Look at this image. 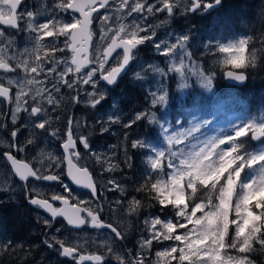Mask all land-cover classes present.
<instances>
[{
  "label": "snow or ice",
  "instance_id": "obj_1",
  "mask_svg": "<svg viewBox=\"0 0 264 264\" xmlns=\"http://www.w3.org/2000/svg\"><path fill=\"white\" fill-rule=\"evenodd\" d=\"M222 0H154L149 3V0H111V5L115 6L117 15L127 9L126 15L132 16L136 14H147L142 16L143 20L147 19L148 15L165 12L168 23L169 19L176 14V10H180V14L194 12L197 9H204L219 5ZM24 0H0V70H3L5 75L0 76V97L4 98L6 104L11 105L10 112L11 127L6 122H0V132H7L10 139L4 141L0 139V145H4L8 151L5 152V158L14 166V172L23 178L35 177L46 181H58L63 174L59 171L60 167L66 161V174L70 177L77 186H83L90 189L92 198L95 201V208H92L91 201L80 200L71 189L64 186V193L53 192L47 198L41 190L27 189L26 198L33 205H42L53 217L63 214L70 223L76 225H84L86 221L94 225L97 230L107 227L115 238L119 241L125 239V235L117 230L112 223H107L101 219V214L104 212V206L101 203L100 196L97 195V188L91 180L87 166L77 167L73 163L81 161V154L77 151V141L83 142L84 149H89L88 137L92 134L88 131V135L73 136V121L68 120L67 128L65 129L62 146L65 156L57 157L50 153L46 154L45 149L38 150V155L35 157L37 166L33 168L30 164L17 161L12 155L13 150L16 152H24L29 145H35L38 132L48 131L53 136H58L59 130L52 129L53 121L49 114V106L58 107L63 97L60 100L56 96L60 94L61 88L72 89L75 95L71 97L72 103H87L91 107L99 104L105 96L97 91V74L104 81L111 84L115 82L118 74L121 73L124 66L129 63L131 56L121 55L116 57L114 63L117 66L108 65L109 58L117 49L122 51H130L137 45H141L148 40H154L155 32L140 36L139 32H147V28H141L139 24H135V30L126 31L127 25H121L116 32H112L109 27L108 31H104L108 21L112 19L111 15H98L101 35V42L108 41L107 46L103 47L102 51H97L91 47L92 32L89 26L92 23V13H98V8L110 10V0H60L59 3L53 6L51 13L43 11L33 12L31 10H22L21 5ZM147 5V6H146ZM98 6V7H97ZM60 13H67L70 16L68 21L60 17ZM82 18H77L76 14ZM50 15L52 18L45 22L38 23V16ZM59 17V18H58ZM23 25V27H22ZM150 27V25H149ZM10 32L14 34H9ZM109 32L112 35L109 36ZM25 33V40L32 42L31 47H24L22 50L16 46V36ZM124 35H121V34ZM63 36V46L56 47L59 42V37ZM45 37H54L51 41L53 51L64 52L70 50L71 63L68 60H57L54 56L47 58L41 62L40 50L45 46L41 42ZM251 39V37H249ZM190 40V35H177L172 42L160 41L154 46L164 55L170 57L177 56V53H182L177 57L176 62L171 64V69L179 73L181 77L185 74H195L202 78V83L209 88L213 87V78L215 71L211 69L205 73L201 65H195L196 71H193V65L185 63V59H191V53L187 51V44ZM248 40L239 39L237 42L229 43L226 46H221L219 51L229 53V57L223 60L224 65H232L234 69H241L248 66H255V53L253 59L246 64L243 56L244 46ZM97 47H101L98 45ZM208 47V45L206 46ZM32 58V66L29 64V59ZM91 57V58H90ZM122 58V63L120 59ZM44 63H49L51 67L45 68ZM60 64L64 65L63 70L57 72ZM90 65H92L90 67ZM74 66V68H73ZM87 68V71H82ZM22 70L25 74L23 77H9L6 74L16 73L17 70ZM44 73V79H37ZM52 73L56 76L52 79L51 88L47 86V80ZM67 73H73L71 80L66 79ZM227 77L234 78L236 81H244L246 75L243 72L239 74L233 70H225ZM35 74V75H32ZM6 80L7 86L4 81ZM30 85H37L34 89H28ZM91 88L87 91L84 86ZM186 85L182 82L180 87ZM16 88L15 94H12V88ZM31 91V95L29 94ZM86 96V100L81 101L80 96ZM167 92H163L156 97H153L151 103L153 105H165L167 103ZM27 97V99L25 98ZM29 101H32L30 104ZM27 113L31 121L35 116L42 115L45 118L38 120L34 124L20 125L16 127L19 120V113ZM5 118L9 113L3 114ZM146 119L150 122L156 121V113L154 111L140 112L136 114L134 120H130L125 128H132L137 122ZM119 119L113 120H97L96 124L101 125V133L109 130L110 123H119ZM24 127L30 128L29 136L23 143L17 142L18 134ZM88 130L87 121H77V131L80 128ZM197 128H192L187 131L180 132L177 135L168 137L171 148L167 155L160 153L155 159H150L149 164L155 170L162 172V161H166V166L169 170L175 169L171 173V182L157 180L150 186L144 182L135 188L136 191L154 192L152 199L160 206V211L163 212L169 205L173 207L175 216L178 218L174 223L169 217L167 220L161 217H149L143 221L146 229L149 231L147 238L141 237L139 247L141 249H150L154 240H174L182 243V246H170L165 251L156 253L157 257H164L169 260H178L179 264H254V261L249 258V253L257 250L264 252V175L251 180V182H241V174L247 167H252L264 161V155H259L246 159L244 155L239 153L238 147H231L230 151L223 150L217 152L216 149L225 143V139L219 141L208 140L204 143H193L190 138ZM247 132H251L254 137L259 138L264 136V126L249 124L235 132V137H245ZM128 133H125L127 138ZM228 141L235 143L232 136L226 137ZM188 141L191 150L179 148L174 150L175 146L181 145L184 141ZM131 149H143L145 147L142 139L132 140L130 143ZM198 149V150H197ZM88 156L94 158L95 161L102 166V171L114 172L117 170L131 169L133 162L131 155L127 149L124 152L123 168L120 163L109 164L107 168L103 165L108 163L110 157L108 155L101 156L100 153L88 151ZM213 156H218L219 160H213ZM48 160V164L43 163V159ZM178 161V164L174 163ZM235 165V167H233ZM264 167V163L260 164ZM231 169V171H229ZM228 175L224 177V173ZM146 176V180L150 177ZM185 178L186 181H185ZM221 179H225V184L220 185L217 190V185ZM182 181H185L187 187L191 189V194L187 197L192 201L191 212H188V203H186V192ZM197 184L207 189L211 185V190L207 193L206 203L197 202L200 197L197 196ZM239 184V191L237 185ZM63 186V185H62ZM103 191L119 192L121 196H125L128 189L122 185L117 179L108 180L107 185L103 186ZM218 192L219 203L213 202V193ZM195 198V199H193ZM70 199L76 200L75 204L70 203ZM233 199H235V207H233ZM52 201L51 203L49 201ZM62 201L63 207H55L54 203ZM123 203L121 200H116L115 205L119 206ZM149 208L153 205H147ZM143 207L142 201L132 196L127 201L126 211L129 215H139ZM207 209V211H205ZM109 210H113V205L109 204ZM201 212L203 215L197 216ZM83 213L84 215H81ZM234 213V218L233 217ZM225 217H227V227L225 228ZM42 222L47 229L51 227L52 221H47L42 218H37ZM184 220L187 224H192L193 227L184 232L183 235L174 234L177 227L185 228L186 224L181 223ZM212 223H209V220ZM161 229H157V226ZM234 226V228H232ZM230 228L232 229L231 238H229ZM46 239L44 242L50 248L56 250L61 256L69 257L73 260L77 259L78 245L68 246L65 240L58 238L54 234H48L46 231ZM59 245V248L56 246ZM259 245V249L255 247ZM101 246L105 247L106 255H92L89 257L79 256L80 261L85 259L94 260L98 264L111 256L116 264H144L146 257L140 252L133 255L131 249H125L123 253L115 251L107 241H101ZM8 245H5L7 248ZM235 250L236 255L230 254L227 250ZM177 252L179 255L177 256Z\"/></svg>",
  "mask_w": 264,
  "mask_h": 264
},
{
  "label": "rangeland",
  "instance_id": "obj_2",
  "mask_svg": "<svg viewBox=\"0 0 264 264\" xmlns=\"http://www.w3.org/2000/svg\"><path fill=\"white\" fill-rule=\"evenodd\" d=\"M229 1L231 0H222L223 6L229 3ZM59 2L60 0H24V6L22 10H31L33 12L43 11L45 13H51V15H55V12H52V9L53 6ZM152 2H154V0L150 3ZM189 2H191V0H189ZM246 2L251 3V5L254 6L255 9H257L258 13L264 16V0H246ZM206 11L207 9H205V12ZM126 12L127 9L117 15L114 6L109 11L99 13L98 15L109 14L112 17V19L108 21L107 25L105 26L104 31L107 32L108 28L110 27L112 29V32H116L121 25H127L128 27L126 31H131L135 30V24H139L141 28L148 29L147 32H139L140 36L149 34L154 31V40H148L145 41V43L141 44L142 51L146 52L149 57H138V54L135 55L134 65L130 70L126 80L124 81V83L129 82V85L127 83L124 85L121 84L120 89L117 91H110V89H108V87H106L102 83L99 74H97L95 78L98 85L97 91L101 92L105 96V99L101 101L103 106H95L93 108L91 107V105L85 103L87 106H90L91 111L96 114L94 123L89 122L87 117H83V114L80 117H76L75 119L76 131L77 121H87L90 130H96L97 144L93 147L92 152L100 153L102 157L105 154L110 157L108 163L104 164L103 167L107 168L109 164L114 163H120V165H123L122 161L124 158V152L125 149H127L126 147H128L127 140L131 138V143L132 140L142 139L145 144V147L141 149L145 155L141 162L143 167L145 165L151 172H157L158 176L156 181L164 180L166 182H171V173L174 172L175 169L169 170L166 166V161H162V172L160 170L153 169L149 164V160L157 158L160 153L163 152L167 155L169 149L171 148L168 137L177 135L180 132L187 131L192 128H197L198 130L194 132L193 137L190 138L193 143H204L208 140L213 139L215 141L225 139V143L223 145H220L216 149L217 152L221 150L228 152L230 151L231 147L239 148V144H241L240 140H247L249 137L252 140L254 135H252L251 132H247L245 137H235V132L249 124L264 126V110H260L253 115L241 112V104L245 103V101L238 97L237 91L235 92V90H237L235 87L227 89V86L229 87L230 82L227 81L224 71L234 70L238 72H252L253 68L257 65L260 59L261 51L258 49L250 51L247 49V44L244 46L243 56L245 58L246 64H248L253 59V53H255V66L253 67L248 66L241 69H234L232 65H224L222 63L223 60L227 59L230 54L220 52L219 49L221 46H226L229 43L237 42L239 39L248 40L249 37L246 35L239 36L238 39L233 37H225L222 32L223 29L220 28V25L224 26L222 17H220L221 7L217 12H209V14L207 15H203L202 12L195 14L193 12L180 14V10L177 9L176 14L169 19L168 23H164V21L167 20V14L165 12L156 13L155 15H148L146 20L142 19V16L147 15L146 13H134L132 16H128L126 15ZM59 16L63 17L65 21H68L70 19V16L67 13H60ZM51 18L52 17L50 15H40L38 16L37 22H45L47 20H50ZM95 21V34L99 38L101 35V29L97 17ZM112 32H109V36L112 35ZM9 34L14 33L10 32ZM186 34L190 35V40L187 44V51L191 53V59L189 60L186 58L185 63L193 65V71L197 70L195 68V65H201L202 70L205 73H207L210 69L212 71H215L216 74L213 78V87L210 90L202 83L201 77L195 74H185L184 77H181L179 73L172 71L171 64L173 62H176L177 57H179L182 53H177V56L170 57L168 55L161 54L157 50V47L154 46L160 41L172 42L171 40H174L177 35L183 36ZM25 35V33H21L20 35L16 36V46L20 50H22L26 46H32V42L25 40ZM121 35L124 34L122 33ZM47 38H49L48 40L50 41L55 39L54 37H45V39ZM48 40H46V42ZM107 43L108 41L101 42L99 40L96 44L97 51H102L103 47H105ZM98 45H101V47H97ZM207 45L208 47H206ZM65 53H68V50H66ZM39 55L41 56V61L43 62V56L40 53ZM153 56L157 58H153ZM27 59H29L30 66H32V58L29 56L27 57ZM105 67L106 69H108L109 63ZM21 72L22 73L17 77H23L25 75L22 70ZM66 75H68L66 77H68L69 80L73 78V73H67ZM182 82L186 85L183 88L180 87V84ZM221 84L225 85V91H221ZM35 87H37V85H30L26 90L34 89ZM246 90V88L242 89L243 92H246ZM89 91H91V88H89ZM144 91L146 93L145 106H138L134 103L135 99L130 95L128 96V92L138 94L139 92L143 93ZM165 91L168 94L167 103L165 105H153L151 103L153 97H156ZM242 91L241 93H243ZM111 93H114V95H111ZM29 94L31 95V91H29ZM148 94L150 96H148ZM25 98L27 99V97ZM228 99L233 100L231 103H228ZM235 103H239L240 106L234 108ZM125 106H128V111L123 108ZM7 109V104L5 102H0V122H6L8 126L11 127L10 113L6 118L3 115L4 113H6ZM149 110L156 113V121L154 123L146 119H142L129 130L125 128V125L127 123L122 124L124 120L123 111H125L126 114L133 116V118L131 117L129 119L130 121L135 119L136 114L140 112H147ZM209 115H211V118L208 119L207 117ZM44 118V116L42 118H33L30 121L27 113L22 111L21 113H19V120L16 127H20V125L34 124L36 123V121L43 120ZM109 118H112L113 120L118 118L120 122L110 123L108 125L109 130L101 133V125L96 124V121H106ZM142 126L145 129L144 132H140V128ZM82 130L85 129L81 127L77 132H80ZM37 132L38 137L35 145H29L24 152H18L19 157L24 160H28L35 167L37 166L35 157L38 155V150L40 149H45L46 154L50 153L54 156L60 157V155L56 152V149L52 148L53 145L51 144V141L53 135H51L48 131H40L38 129ZM126 132L128 133L127 138H125ZM29 133V127L22 128L20 133L18 134L17 142L23 143L24 140L29 136ZM122 133L124 134V140L120 138ZM229 136L233 137L235 143H232L231 141H228L226 139V137ZM0 139L8 141L10 137L7 132H0ZM119 143L120 145H118ZM179 148L191 150V147L187 140L184 141L183 144L175 146L174 150H178ZM7 151L8 149L4 145H0V202H12V205H19L20 201L22 199H25L27 195V189L29 188L43 191V198H46V196H50L57 190L65 189L64 186L72 189L70 187L71 184L67 179L60 185L43 182L30 183L28 184V186H21L20 182L17 179H11V167L3 156V154ZM130 154L131 150L129 151V155ZM240 154L244 155L246 159L264 155V136L252 150L248 152H241ZM85 159V161L93 168L96 164L101 165L97 163L94 158L89 157L88 153L86 154ZM212 159L219 160V157L213 156ZM43 163L47 165L49 162L46 158H44ZM174 163L178 164V161H175ZM261 163H264V161L255 164L252 167H246L243 171L244 173L242 172L241 174V182H251L252 179L257 178L260 175H264V167L260 165ZM233 167H235V165H233ZM59 171L63 172V165L60 167ZM229 171H231V169H229ZM104 175L105 174L101 175V180L105 179ZM227 175L228 173L225 172L224 177H226ZM111 179H116V177H113ZM186 179L187 178H185V181ZM118 181L122 185H125L123 182L124 180ZM185 181H182V183L186 192L185 202L189 205L188 212L190 213L192 208V201L188 200L187 197L191 194V189L187 187ZM225 182V179H221L220 184L217 185V190L219 189L220 185L225 184ZM198 185L199 184H197V191L199 190ZM210 190L211 185H209L207 189L204 188V190H202L200 194L201 198L197 200V202L206 203L207 193ZM239 190L240 189L238 184L237 191ZM75 195L80 200L91 201L92 208H95V202L85 194L75 193ZM104 198L105 201L102 198V204L104 206V211L106 212V214L112 213L115 217L118 218L117 221L119 222V228L125 235V241H127V244L137 246L135 249L134 247L131 248L133 255H135L137 252H140L142 256L146 257V259L144 260V264H179L178 260H169L164 257H157L156 253L165 251L170 246H176L177 248H179L182 246L181 242L161 239L159 241L154 240L150 249H141L139 247V241L141 237L143 236L144 238H147L149 235V231L143 224V221L145 219L159 215L161 219L167 220L169 217H171L174 223L177 221L178 218L175 216V212L171 205L164 209L163 212L160 211V206H158V212L154 214L149 213L146 217L142 214V217V215H129L126 209L123 210L121 206L115 207L113 204V210L110 211V202H108V200L111 197L109 195V192H106ZM125 200L126 201L124 208H126L129 198ZM213 202L219 203L218 192L213 193ZM235 203L236 201L235 199H233V207H235ZM141 210L143 211L142 208ZM205 211H207V209H205ZM201 215H203V213H197L198 217ZM34 217L36 219L39 217L47 221H52L42 212H38V210L34 211ZM232 218H234V213ZM37 222L46 228V226L42 222H39L38 219ZM180 222L185 223L186 227H177L174 234L183 235L184 232L193 227L192 224H187V222L182 219L180 220ZM212 222L213 221L210 219L209 223ZM226 227L227 217H225V228ZM232 228H234V226H232ZM157 229H161V226L158 225ZM47 232L48 234H54L58 238L65 240V243L68 246H71L73 244L78 245L77 251H79L81 254H98L105 256V247L101 246V241H107L111 245L113 250L120 251L121 253H123L126 249L123 243H120L115 238V236L111 235L108 232L93 231L88 228L84 231L77 232L70 230L62 221H57L56 223L53 222L51 224V227L47 229ZM135 233L136 235L138 233V236H136ZM231 235L232 229L230 228L229 238H231ZM42 238L44 240L47 238L46 233L42 235ZM45 244L46 243L44 242V245ZM56 247L59 248V245H57ZM255 247L259 249V245H255ZM50 249L53 250L52 248ZM227 251L232 255H236L235 250L228 249ZM176 255L178 256L179 252H177ZM248 255L250 259H253L254 257L260 258L261 261L264 262V252L262 251L257 250L256 252L249 253ZM40 257L43 260H46L47 258L51 259L50 262H52L53 264H70L67 261H62L60 253L56 250L49 251L45 250V248L42 247ZM105 261L107 264H116V262L110 255L107 256ZM73 264H75V262ZM185 264H188V262H185ZM254 264L258 263L254 261Z\"/></svg>",
  "mask_w": 264,
  "mask_h": 264
},
{
  "label": "trees",
  "instance_id": "obj_3",
  "mask_svg": "<svg viewBox=\"0 0 264 264\" xmlns=\"http://www.w3.org/2000/svg\"><path fill=\"white\" fill-rule=\"evenodd\" d=\"M220 14L224 24V26L220 25V28L223 29L222 32L225 37L238 38L246 35L251 37V39H248L247 49L250 51L258 49L261 51L257 65L252 72L247 73V82L242 86H236L232 83H230L229 87L227 86V89L235 87L238 97L245 101V103L241 104V112L249 115L256 114L260 110H264V16L259 14L257 9L251 3H247L246 0H231L224 6L222 4ZM220 86L221 91H225V85L221 84ZM243 88L247 89L246 92L242 91ZM139 95L140 92L138 94H130L135 99V104L144 106L145 103L140 99L141 96L139 97ZM232 100L228 99V103H231ZM238 106H240L239 103L234 104V108ZM240 141L239 153L248 152L255 146L250 137L247 140ZM130 150L132 162H134L128 173L133 174L131 188L137 198L142 201V205L150 200L149 204L153 205V207L151 210H146V213L149 211L157 212V202L152 199L153 192H148L147 190L136 191L135 188L144 182L150 186L154 183V177L158 176V174L151 172L145 165L143 168L141 162L145 155L141 149ZM149 175L151 176L146 180V176ZM150 179L152 183L149 181ZM198 188L197 196L200 197L204 188L201 185H198ZM12 204V202H0V264H53L50 262L51 259L43 260L40 257L42 247L45 250L53 251L48 245H44V239L42 238L47 229L37 222L25 199L20 201V206ZM145 208L146 206L143 207V209ZM136 236H138V233ZM5 245H8V247L5 248ZM252 260L258 264H264L260 258L254 257Z\"/></svg>",
  "mask_w": 264,
  "mask_h": 264
},
{
  "label": "flooded vegetation",
  "instance_id": "obj_4",
  "mask_svg": "<svg viewBox=\"0 0 264 264\" xmlns=\"http://www.w3.org/2000/svg\"><path fill=\"white\" fill-rule=\"evenodd\" d=\"M151 1H153V0H149V3L151 2ZM222 4H223V2H221V5L220 6H218V7H214V8H207V11L205 12V9L203 8V6L201 7V9H197L195 12H193L194 14L195 13H200V12H202V14L203 15H207V14H209V12H211V13H215V12H217L218 10H219V8L222 6ZM23 6H24V3L21 5V9L23 8ZM98 7V6H97ZM114 6L113 5H111V3H110V10L113 8ZM104 11H109V10H106V9H104V8H98V13H94V15H93V20H92V24H91V27H90V31L92 32V42H91V47L89 48V52H91L92 51V49L93 48H96V44H97V42L100 40L97 36H96V34H95V29H96V17H97V15L99 14V13H101V12H104ZM76 16H77V18H81L80 17V15L79 14H76ZM23 26V25H22ZM63 38L64 37H59L58 39H59V42L57 43V45H56V47H62L63 46ZM49 38H47V39H45L44 38V40H43V42H42V44L43 45H45L41 50H40V54L43 56V62H44V60H45V53H47L48 54V57L47 58H52L53 56L57 59V60H65V59H67L68 60V63L70 64L71 63V53H70V50H68V53H65V51L67 50H65L64 52H59V51H53V48H52V44H51V41L50 40H48ZM46 40H48L47 42H46ZM107 46V44L105 45V47ZM136 54H138V57H141V56H145V57H149L148 55H147V53L146 52H143L142 51V45H138V47L134 50V52L132 53V58H133V60H132V64H131V68H130V70L132 69V67H133V65H134V61H135V55ZM140 54V55H139ZM121 55V57H122V55H125V51H122V49H120V50H117L115 53H114V55L109 59V61H108V63H109V65H111V66H117V64H115L114 63V60L116 59V57H118V56H120ZM91 58V57H90ZM153 58H157V57H155V56H153ZM42 62V61H41ZM42 62V63H43ZM120 63H122V58L120 59ZM51 65L49 64V63H44V67L47 69V68H49ZM92 65H90V67H91ZM74 67V66H73ZM63 68H64V65L63 64H60L59 66H58V68H57V72H59V71H61V70H63ZM88 69L87 68H85V69H83L82 71H87ZM130 70H129V72H130ZM129 72H128V74L126 75V76H124L123 78H121V80H120V82L117 84V86L116 87H109L107 84H104L103 82V84L106 86V87H108V89H110V91H117V90H119L120 89V87H121V84H128L129 85V82H125L124 83V81L126 80V78H127V76L129 75ZM22 72H21V70H17V72L16 73H8V74H6L7 76H9V77H11V76H13V77H17L18 75H20ZM3 75H5L3 72H0V76H3ZM44 76H45V74L44 73H41V75L39 76V77H37V78H39V79H41V80H43L44 79ZM56 76V73H52L51 74V76L48 78V80H47V86L48 87H51V82H52V79L54 78ZM66 76H68V75H66ZM70 77V76H69ZM66 79H68V77H65ZM101 81H102V77H101ZM4 84H5V86H7V83H6V81H4ZM84 88L87 90V91H89V87L88 86H84ZM15 92H16V88L15 87H13L12 88V94H15ZM131 93L130 92H128V96L130 95ZM73 95H75V93L73 92V90L72 89H67V88H61V91H60V94L58 95V96H56V99H58V100H60L61 99V97H63V99L61 100V102H60V104H59V106L58 107H53V106H49V114H50V117H51V119H52V121H53V124H52V129H58L59 130V135L58 136H52V141H51V144L53 145V147L52 148H54V149H56V152L60 155V157L61 156H65L66 155V153L64 152V149H63V146H62V140L64 139V133H65V129L67 128V126H68V124H67V122H68V120L69 119H71L72 121H73V136H74V138L77 136V135H88V130L92 133L89 137H88V139H89V149H84V147H83V142H79V141H77V151H79L80 152V154H81V161H76L75 159H74V161L73 162H75L79 167H82V166H87L88 167V170H89V172L92 174V176H93V178H94V180H95V183H96V185H97V195L98 196H100V199H101V203H102V198H103V200L105 201V198H104V195L106 194V191H103V186L104 185H107V183H108V180L109 179H111V178H113V177H116V179L117 180H124L123 182H124V184H125V186L127 187V189H128V192H127V194L125 195V196H122V198H121V195L119 194V192H109V195H110V199L108 200V202H110L111 204H113L115 207H117V205H115L114 204V202L116 201V200H121V201H123L124 202V204L122 203L121 205H119V206H121L122 208H123V210H125L126 208H124V205H125V199H127V198H131L132 196H135L136 198H137V196L134 194V191L132 190V188H131V185H132V182H131V178L133 177V174H128L129 173V170L130 169H124L122 172L120 171V170H117V171H114V172H107V171H102V166L101 165H98V164H96L95 165V167L93 168V167H91L85 160V157H86V154L88 153V151L90 150L91 152H92V149H93V147L94 146H96V144H97V139H96V135H97V132H96V130L95 131H92V130H90V128H88V130H82V131H80V132H77L76 131V126H75V119H76V117H80L82 114H83V117H87L88 118V121L89 122H95V118H96V114H94L93 113V111H91V107L90 106H87L85 103H76V104H74V103H72V100H71V97L73 96ZM111 95H114V93H111ZM142 98H141V97ZM148 96H150L149 94H148ZM139 97H140V99L142 100V101H144V106L146 105V93H145V91L142 93V92H140V95H139ZM144 98V99H143ZM80 99H81V101H84V100H86V96H84L83 94H81V96H80ZM0 102H5L4 101V99L3 98H0ZM29 103L31 104L32 103V101H29ZM97 107L98 106H103V104L100 102L99 104H97L96 105ZM7 110H6V112L7 113H10L11 112V108H12V106L11 105H8L7 104ZM123 108H125L127 111H128V106H125V107H123ZM122 112V111H121ZM123 122H122V124H126V123H128L129 122V119L132 117L133 118V116L132 115H129V114H126L125 113V111H123ZM43 116L42 115H37V116H35L34 118H42ZM142 124V123H141ZM144 124V123H143ZM131 129V128H130ZM129 130V129H128ZM124 132V131H123ZM140 132H144V128H140ZM120 138L122 139V140H124V134L122 133V135L120 136ZM130 140H131V138H129L128 140H127V144H128V147H126L127 148V150H128V154H129V151H130ZM118 145H120V143L118 144ZM12 155L14 156V158H16L17 160H19V161H21V162H26V163H28V164H30L33 168H35V166L32 164V163H30L28 160H24V159H22L21 157H19V155H18V152H16L15 150H13V152H12ZM3 156H4V158H5V153L3 154ZM6 159V158H5ZM6 161H7V159H6ZM7 163H9L8 161H7ZM133 164H134V162H133ZM10 165V164H9ZM65 165H66V161L64 162V164H63V174L61 175V177H60V179L58 180V181H55V182H52V183H50V182H47V181H45V180H41V179H35V178H29V179H27V181H21V180H19L15 175H13L12 174V176H11V179L13 180V179H17L19 182H20V185L21 186H28V184H30V183H43V182H47V183H49V184H54V185H60V184H62L63 183V181H65L66 179H67V177H66V172H67V170H66V167H65ZM123 165L121 164V167H122ZM11 167V166H10ZM123 168V167H122ZM144 168V167H143ZM11 169V171H12V173H13V170H12V167L10 168ZM153 172H156V171H153ZM127 173V174H126ZM157 173V172H156ZM102 174H105L104 175V180H101V175ZM156 179H157V176H155L154 177V181L153 182H155L156 181ZM149 181H151V179L149 180ZM151 183H152V181H151ZM150 183V184H151ZM72 189H71V191H72V193H78V194H85L87 197H89L91 200H93V198H92V193L91 192H88V191H85V190H79V189H76V188H74L72 185L70 186ZM27 189V188H26ZM64 191H65V189H62V190H57L56 191V193H64ZM153 194H155L154 192H153ZM48 196H46V198H47ZM138 199V198H137ZM25 200H26V203H28V199L25 197ZM51 201V200H50ZM94 201V200H93ZM149 201L150 200H148L147 202H145V203H143V207L144 206H146V208H147V211L148 210H151L152 209V207L151 208H149L147 205H149ZM70 202H71V204H75L76 203V200H72V199H70ZM95 202V201H94ZM20 206V205H19ZM27 206H28V204H27ZM54 206L55 207H61L62 206V204L59 202V201H57V202H55L54 203ZM158 204H157V212H158ZM28 207H30L29 209H31L32 210V213L34 214V211H37L38 210V212H42L43 214H44V212L41 210V208L39 207V206H34V207H32V206H28ZM143 207H142V209H143ZM146 208L145 209H143V211L141 210L140 211V213H139V215H144L145 217L149 214V213H152V214H154V213H156V211L155 212H153V211H149V212H147L146 213ZM94 209V208H93ZM156 209V208H155ZM146 213V214H145ZM84 215V214H83ZM143 215H142V217H143ZM46 216V215H45ZM46 217H48V218H50L51 220H52V222H54V223H56L57 221H62L63 223H64V221H63V219H60V218H58V219H56V220H54L52 217H50V216H46ZM101 219L103 220V221H105V222H107V223H112L113 224V226L114 227H116L121 233H122V231L120 230V228H119V222L117 221V217H115L112 213H110V214H106V212L104 211L102 214H101ZM65 224V223H64ZM91 223L90 222H88L87 221V227L85 228V229H83V230H80V231H84V230H86L87 228L88 229H90V227H89V225H90ZM71 230V229H70ZM91 230V229H90ZM73 231H75V230H73ZM93 231H100V232H108V233H110L111 235H113L114 236V234H112L111 232H110V230H93ZM77 232H79V231H77ZM123 234V233H122ZM119 241V240H118ZM120 243H123L124 244V246H125V248L126 249H131V248H133L134 247V249L137 247V246H134V245H131V244H127V241H125V239L123 240V241H119ZM46 245H48V244H46ZM132 250V249H131ZM80 253V252H79ZM81 254V253H80ZM77 259H78V255H77ZM76 259V260H77ZM76 260H72L71 262H69V261H67V262H69L70 264H73L74 262H75V264H76ZM104 264H107L106 263V261L104 262Z\"/></svg>",
  "mask_w": 264,
  "mask_h": 264
},
{
  "label": "water",
  "instance_id": "obj_5",
  "mask_svg": "<svg viewBox=\"0 0 264 264\" xmlns=\"http://www.w3.org/2000/svg\"><path fill=\"white\" fill-rule=\"evenodd\" d=\"M110 3H111V0H110ZM220 5V4H219ZM219 5H215L214 7H217V6H219ZM214 7H211V8H214ZM210 9V8H209ZM195 12V11H194ZM78 14V13H77ZM93 15H94V13H92V17H93ZM82 18V17H81ZM92 24V23H91ZM90 27H91V25L89 26V30H90ZM91 42H92V40H91ZM138 47V45L134 48V49H131L130 51H125V55H128V56H131V59L129 60V63L127 64V65H125L124 66V68H123V70L121 71V73H119L118 74V77H117V79L115 80V82H113V83H111V84H109V83H107L106 81H104L103 80V78H102V81L104 82V83H106L107 85H109L110 87H115L117 84H118V82H119V80H120V78L121 77H123L127 72H128V70H129V68H130V66H131V64H132V60H133V58H132V53L134 52V50L136 49ZM117 50H120V49H117ZM116 50V51H117ZM113 55H114V53H113ZM110 59V58H109ZM123 62V61H122ZM234 71V70H233ZM0 72H3V70H0ZM238 74L240 73V72H238V71H236ZM244 73V72H243ZM245 75H246V79L244 80V81H236L234 78H229V77H227V75H226V77L228 78V80H230V81H232V82H234V83H236V84H238V85H243L246 81H247V79H248V76H247V74L246 73H244ZM0 98H2V97H0ZM4 99V98H3ZM253 139H254V141H258L259 139H260V137L259 138H256V137H254L253 136ZM16 159V158H15ZM17 160V159H16ZM8 162H9V164H10V166L12 167V170H13V172H14V166L11 164V162L9 161V160H7ZM17 161H19V160H17ZM21 162V161H20ZM22 163H26V162H22ZM73 163H75V162H73ZM26 164H28V163H26ZM76 164V163H75ZM76 166L77 167H79L77 164H76ZM89 171V170H88ZM90 173V172H89ZM15 176L19 179V180H21V181H27V179H29V178H35V177H29V178H21L20 176H19V174L18 173H16L15 174ZM90 176H91V180H92V182L95 184V186H96V188H97V185H96V183H95V180H94V178H93V176H92V174L90 173ZM66 177H67V180L69 181V183L74 187V188H76V189H79V190H85V191H88V192H91V190L90 189H87V188H85V187H83V186H77L73 181H71V179H70V177L68 176V175H66ZM35 179H37V178H35ZM46 181V180H45ZM47 182H50V183H52V182H55V181H47ZM92 193V192H91ZM50 203L52 202V201H49ZM61 204H62V201H59ZM71 203V202H70ZM29 205L30 206H32V207H34V206H39L40 208H41V210L44 212V214L46 215V216H50V217H52L54 220H56V219H58V218H60V219H63V221H64V223L70 228V229H73V230H75V231H80V230H83V229H85L86 227H87V221H86V223L84 224V225H76V224H73V223H70L69 222V220H68V218L66 217V216H64L62 213L61 214H59L58 216H56V217H53L52 216V214L50 213V212H48L47 211V209H45L42 205H33V204H31L30 202H29ZM61 207H63V205L61 206ZM81 215H83V213H81ZM89 227H90V229L91 230H97V228L94 226V225H89ZM99 230H109L107 227H103V228H101V229H99ZM118 230V229H117ZM119 231V230H118ZM77 255H78V259L76 260V263L77 264H98V262H96V261H94V260H89V259H85L84 261H80L79 260V256H85V257H89V256H92V255H86V254H78V252H77ZM94 255H98V254H94ZM63 257H65V258H69V257H66V256H63ZM104 262H105V260L102 262V264H104Z\"/></svg>",
  "mask_w": 264,
  "mask_h": 264
},
{
  "label": "bare ground",
  "instance_id": "obj_6",
  "mask_svg": "<svg viewBox=\"0 0 264 264\" xmlns=\"http://www.w3.org/2000/svg\"><path fill=\"white\" fill-rule=\"evenodd\" d=\"M132 103H133V102H132ZM27 201H28V203H27L28 206H30V205H29V200H27ZM77 252H78V254H80L79 251H77ZM61 260H62V261H69V262H71L73 259H71V258H65V257L61 256ZM76 264H77V263H76Z\"/></svg>",
  "mask_w": 264,
  "mask_h": 264
}]
</instances>
